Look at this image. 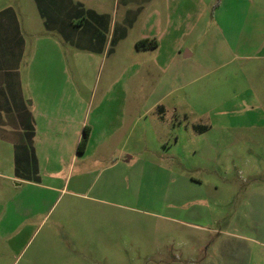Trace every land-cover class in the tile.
Wrapping results in <instances>:
<instances>
[{"label": "rangeland", "instance_id": "1", "mask_svg": "<svg viewBox=\"0 0 264 264\" xmlns=\"http://www.w3.org/2000/svg\"><path fill=\"white\" fill-rule=\"evenodd\" d=\"M6 6L15 11L19 26H23L22 20L27 27L33 26L35 21L40 23H36V30H25L31 33L24 46L23 58L27 63L37 46L36 38L48 36L44 28L47 23L42 24L43 18L39 17L34 0H0V10ZM209 24L202 26V43L189 44L194 51L192 56L185 58L190 62L189 68L194 62L208 70L213 67L214 45ZM134 57L125 50L124 59L107 75L124 86L125 111L136 114L135 117L144 113L134 133L135 137L138 132L137 146L134 141V147L122 154L121 160L130 155V162L102 168L92 163L91 157L77 155L70 163L67 141L61 143L59 165L47 157L41 161L45 178L52 167L58 168L57 175L61 178L69 175L66 183L54 191L32 192L28 187L21 193L14 181L3 175L7 170L0 148V264H153L151 261L158 256L173 259L185 255H211L217 241L221 242L220 247L234 244L233 253L238 257L251 256L260 262L264 259V208L256 213L244 202L242 191L248 183L242 179L248 168L242 163H238L239 168L234 166V159L242 161L245 152H194L191 136L184 128L198 119L197 112L205 106L206 96H212L214 91L219 94L226 87L238 91L243 85L245 93L237 95L224 108L229 110L226 123L236 126L249 122L242 114L246 111L243 97L252 89L251 72L239 68L227 72L222 67L205 74L204 86L197 88L195 84H188L186 89L195 111L187 114L188 123L185 116L180 115L183 109L178 99L180 90H173L166 103L170 100L176 111H166L167 121L157 119L154 126L150 119L156 109L147 108L150 100L163 89L158 82H162L164 73L146 69V65L137 70ZM100 63L98 56L90 70L59 67L53 72L61 87L68 80H86V86L76 82V91L70 92L68 98H61L60 113L65 117L61 126L67 124L65 135L71 136L73 121L78 123L81 116L87 121L94 115L104 119L105 111L110 115L115 110L116 102L109 98L111 93L105 94L100 88L106 74ZM43 73L44 77L51 74ZM171 73L172 79H178L174 70ZM138 80L143 82L136 83ZM89 82L99 83L91 100L87 99L91 91ZM171 83L174 89L175 80ZM71 110H74L72 118L67 115ZM87 112L89 119L88 115L84 116ZM259 121L262 127L257 136L264 142V119ZM175 134L180 136L177 145L173 143ZM165 136L170 139L168 143L173 144L170 148H165L161 142ZM258 153L253 152L251 159L264 163V152H260L262 156ZM83 159L91 172L86 176V186L81 182L79 185L74 178L83 167L80 164ZM77 190L84 194H74Z\"/></svg>", "mask_w": 264, "mask_h": 264}, {"label": "crops", "instance_id": "2", "mask_svg": "<svg viewBox=\"0 0 264 264\" xmlns=\"http://www.w3.org/2000/svg\"><path fill=\"white\" fill-rule=\"evenodd\" d=\"M34 3L39 17L43 18L42 24L45 26L47 23L44 28L48 36L36 38L37 46L27 63H24L23 58L24 46L27 35L31 33L25 30L38 29L36 23L39 22L35 21L33 26L27 27L22 20L23 26H19L12 7L6 6L0 10V148L7 170L3 175L14 181L19 192H24L28 187L32 192L54 191L60 184L66 183L69 175L61 178L57 175L58 168L52 167L46 172L49 176L45 178L41 161L47 157L59 165L58 152L61 143L67 141L70 144V163L77 155L91 157L90 161L102 168L131 161L130 155L121 160L122 154L134 147V141L137 146L138 132L135 137L134 133L138 119L144 113L135 117L136 114L134 116L125 111L124 86L107 76L110 69L116 68L117 63L124 59L126 50L135 56L132 60L137 70L146 65V69L164 73L162 82H158L163 89L150 100V107L147 108L156 109L150 119L154 126L157 119L159 122L167 121L166 111H176L171 107L170 100L166 105V99L173 90H180L178 99L183 106L180 115L185 116L188 123L187 114L195 112L191 107L189 90L186 89L188 84L202 87L206 81L203 80L205 74L222 67L227 72L237 71V68L251 72L249 76L253 86L250 85L252 89L248 96L243 97L246 111L242 114L249 122L236 126L226 123L229 110L225 111L224 108L237 95L245 93L246 87L243 85L238 91L226 87L219 94L214 91L212 96H206L208 100L205 106L197 112L198 119L184 128L191 136L194 152H245L242 161L234 159L235 167L239 168L238 163H242L248 168L242 179L248 183L242 191L244 202L256 213L264 208V163L251 159L253 152H259L258 155L264 152V142H260L257 136L262 127L259 119H264V0H34ZM206 12L209 13L207 17ZM204 23H210L208 29L214 45L211 59L213 67L208 70L194 62L189 68L190 62L185 61V58L194 54L189 44L202 43ZM142 39H154L156 45L138 49L135 42ZM98 56L101 57V69L105 68L106 71L100 88L105 94L111 93L109 98L116 102L113 106L115 110L110 115L105 111L104 119H97L98 115H94L87 121L81 116L78 123L73 121L71 136L65 135L67 124L61 126L65 122V117H61L60 113L61 98H68L70 92L76 91V82L86 86V80H68L61 87L60 81L53 77V72L59 67L65 70L66 67L90 70ZM173 70L178 79H172ZM43 72L51 74L44 77ZM114 84H119V88ZM98 85V82L90 83L91 91L87 99L91 100L92 92H97ZM246 85L248 87L247 82ZM73 111L67 113L70 118L74 115ZM87 115L89 119L88 112L84 116ZM84 129L87 131L86 144L82 152H78L77 144ZM169 140L168 136L161 140L165 148L173 146L168 143ZM179 142L180 136L175 134L173 143L177 145ZM85 162V159L80 160L83 167L74 176L75 181L79 185L83 183V186H86V176L91 173ZM78 192L73 191L74 194H84ZM219 243L216 242L211 255H185L173 259L158 256L151 262L264 264V259L260 262L251 256H236L233 253L234 244L226 243L220 247Z\"/></svg>", "mask_w": 264, "mask_h": 264}, {"label": "trees", "instance_id": "3", "mask_svg": "<svg viewBox=\"0 0 264 264\" xmlns=\"http://www.w3.org/2000/svg\"><path fill=\"white\" fill-rule=\"evenodd\" d=\"M136 47L139 48H152L156 45L154 39H142L135 42ZM87 140V131L86 129L83 130L82 136L77 144V151L82 152L85 147Z\"/></svg>", "mask_w": 264, "mask_h": 264}]
</instances>
